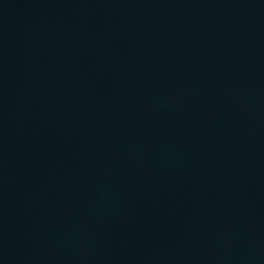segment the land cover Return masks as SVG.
Instances as JSON below:
<instances>
[{"label":"water","instance_id":"obj_1","mask_svg":"<svg viewBox=\"0 0 264 264\" xmlns=\"http://www.w3.org/2000/svg\"><path fill=\"white\" fill-rule=\"evenodd\" d=\"M0 264H264V0H0Z\"/></svg>","mask_w":264,"mask_h":264}]
</instances>
